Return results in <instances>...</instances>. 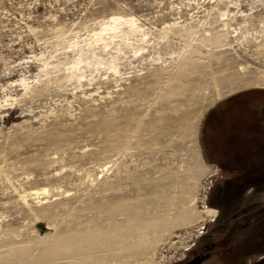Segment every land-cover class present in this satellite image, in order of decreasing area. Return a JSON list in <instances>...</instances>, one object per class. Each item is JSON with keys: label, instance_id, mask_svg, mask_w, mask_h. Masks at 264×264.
<instances>
[{"label": "rangeland", "instance_id": "374dc122", "mask_svg": "<svg viewBox=\"0 0 264 264\" xmlns=\"http://www.w3.org/2000/svg\"><path fill=\"white\" fill-rule=\"evenodd\" d=\"M254 91L264 0H0V264H264Z\"/></svg>", "mask_w": 264, "mask_h": 264}, {"label": "trees", "instance_id": "16d2710c", "mask_svg": "<svg viewBox=\"0 0 264 264\" xmlns=\"http://www.w3.org/2000/svg\"><path fill=\"white\" fill-rule=\"evenodd\" d=\"M248 97L250 98V100L251 99L252 100H261V102H263L262 98L264 97V92H261V91H256L255 92L254 91V92H251V93H247L245 95H240L238 97V99L239 98H245V99L247 98V99H249ZM249 107H251V106H249ZM251 125L255 126L256 128L259 127L258 126V122L251 121L250 119H246V121H243L242 124H239V123H238V125L235 124L233 126V128L236 129L237 131H239L242 128L249 129V127ZM233 128L230 129V132L233 134V136H235L236 135V131ZM258 134L259 133H257V135ZM260 134H261L260 136L262 137L263 133L261 132ZM254 136H256V135H254ZM233 141H234V139H233ZM229 144H230L231 148H233L235 146L234 145L235 143H229ZM260 144H261L260 141L252 143L253 146L255 145L254 147L259 146ZM244 151H245V153H244V155L241 158H236V159L234 158L233 161L230 160L229 158H227V159H225L226 162L224 164L219 163V167H220L221 171H230V180H232V183H235L236 185H239V186L247 185L248 183H250V181H254L255 182V180H258L262 175L264 176V174H263L264 170L263 171L261 170L262 168H264V157L263 158H258L257 160H254L255 157H251L249 155V150L247 151V149H246ZM257 167H258L257 172L252 171L254 168H257ZM253 185L254 184L252 182V186ZM252 189H253V191H257V187H255V186H253ZM211 197H212V203L215 204V205H218V202L222 201V199H221L222 192L220 191V193L214 194ZM221 205L222 204H220V206ZM257 206L255 205V207H253L250 211H247V214H253V216L255 217L256 215H259L262 212L264 213V209L262 208L260 210L259 208H257ZM220 211H221V207H219V212ZM239 213H241V212L237 211V214H239ZM245 214L246 213H243L242 215H245ZM235 215H236V213L232 214L233 220L230 222L231 226H229L227 230H230V231L236 233V232H240L242 230V225H240L239 222H237L238 218L241 217V215L239 217H237V218L234 217ZM263 216L261 217L259 215L258 217H260L261 219H264Z\"/></svg>", "mask_w": 264, "mask_h": 264}, {"label": "bare ground", "instance_id": "6f19581e", "mask_svg": "<svg viewBox=\"0 0 264 264\" xmlns=\"http://www.w3.org/2000/svg\"><path fill=\"white\" fill-rule=\"evenodd\" d=\"M213 215H214L213 211L206 210V211L202 212V214H200L197 217H195V220L200 222V221H203L206 217L208 218V217H211ZM184 216L188 217L187 214H185ZM147 228L154 231V228H156V227H155L154 224H151V225L147 226ZM123 231H124L125 234L131 232V230H129V229L128 230H125V229L123 230V229H121V227L119 228V227L116 226V227H112V229H108L106 231L101 232L96 237H92V239L90 241L91 242H96V240H97L102 245H107L108 242H109V244H111L113 242V240L115 238H117L118 236H120V233L123 232ZM91 242H89V243H91ZM140 245L141 244H138V245L136 244L134 246H127L125 249L128 250L129 252H138L140 250L141 246H142V245L141 246Z\"/></svg>", "mask_w": 264, "mask_h": 264}]
</instances>
